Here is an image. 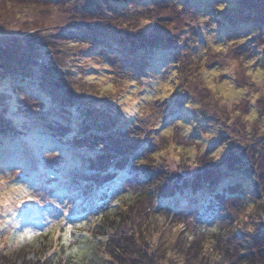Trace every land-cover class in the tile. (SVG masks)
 <instances>
[{
  "label": "trees",
  "instance_id": "16d2710c",
  "mask_svg": "<svg viewBox=\"0 0 264 264\" xmlns=\"http://www.w3.org/2000/svg\"><path fill=\"white\" fill-rule=\"evenodd\" d=\"M20 1L36 8H50L54 4L68 3V0H0V40L5 41L7 47L12 46V49H15L12 37H16L14 32L18 30L11 26L8 30L7 24L13 25L16 22L13 16H18L16 10ZM101 1L111 4L113 0ZM179 1L182 0L172 2L177 5ZM194 1L192 6H196L195 11H201V15L206 14L212 7V0ZM213 1L216 2V7L227 2ZM115 2L120 3V0ZM184 2L188 4L190 0ZM161 3L158 6L163 5ZM117 8L112 14L94 12L92 20L87 15H80V11H71L68 14L69 23L74 19L82 26L80 28L72 24H68L67 28L44 22L41 24V28L44 26L42 30L35 28L37 30L33 33L26 31L18 34L21 35V49L11 53L12 63L18 68L28 62L33 65L30 69L36 74H24L23 83L32 86L35 91L43 88L50 92L48 88H51L52 92L61 90L63 95L58 102H53L59 103L52 109L53 113H50V107L44 106L40 99L28 97L35 101V105L30 108L33 105L28 104L27 110L38 108L42 113L40 121L48 120L46 118L50 113L53 121L37 134L43 147L41 154L46 157L42 161L46 164L44 170L47 172V183H41L37 174L42 161L37 163L35 172L30 167L31 161L28 164L25 159L19 160L16 165L19 164L21 169L28 171L29 183L43 186L41 192L53 197L52 202L56 207L51 204L38 210V201L34 212L31 209L27 211L32 214L29 218L37 219L20 227L17 233L18 242H15V235L10 237L12 247L17 244L34 247L36 243L33 234H36L38 228H43L42 234L47 239L45 244L48 246L35 256L33 264H163L164 261L171 260L173 254L195 264L256 262V242L246 241L238 231V211H241L240 207L253 205V196L246 190L239 194L238 186L227 185L224 181V186L227 185L224 190L221 189L216 196H209L207 201H202L201 207L192 205L189 195H183L182 191L188 188L199 190L202 188L201 182H205V187H210L211 182L207 180L214 177V172L213 169L202 167L201 160L212 159L214 155L202 152L198 142L191 137L186 138L177 127L171 129L168 118L162 121L167 107L159 99L146 104L131 126L105 127L107 123H102L98 118L106 111L104 98L107 96L104 95L107 94V89L98 90L96 74L81 67L82 61L78 57L84 55L77 54L74 49L67 51L66 56L60 54L63 47L61 43L69 38L72 41L67 44H71L69 47L73 48L76 40L72 35L82 31L85 37L93 40L83 41V46L88 45L89 50L95 48L96 51L102 47L99 57H95L99 59L97 64L115 68V62L122 54L119 51L122 44L121 37L115 39L111 29L121 34L123 39L132 38L133 51L143 50L137 46H140L139 42H145L147 37L152 41L157 40L151 36L157 31L150 22L157 17L154 8L136 11H128L119 6ZM133 20L137 24L142 21L144 26L134 25L136 29L132 30ZM84 25H89L91 30ZM54 31L57 33L51 38L48 37ZM158 38L162 44H156L152 51L169 55L162 50H168L164 44L170 37ZM24 53L28 55L25 56ZM157 57L160 58L159 55ZM165 58L170 59V56ZM8 61L10 63V60L5 59L7 64ZM107 75H115L113 71L101 75L109 82V92L113 79L107 80ZM49 77L54 80L53 83ZM47 94L42 90L40 95L48 97ZM86 106H94L96 111ZM147 115L149 116L145 118ZM147 119L151 121L147 122ZM86 125H89L88 128ZM73 126L76 131L80 130V134L74 137L77 140L74 142L80 144L84 151L89 146L95 148L94 156L90 157L89 162L75 158L66 163L67 156L73 151V144L64 142L63 138L73 132ZM17 130L10 125L1 124L0 140L7 147H11L10 150L16 149L23 153L22 156L29 157L22 146L24 139ZM192 148L200 153H194ZM172 153L176 156L173 160ZM39 155L37 153L35 157ZM68 171H72L77 177L72 181L73 185L69 187V182H66L64 187L55 189V181L50 182V179L57 180L62 173ZM236 173L235 176H240L237 180L242 181V177H246L241 171ZM22 185L26 195H30L28 187L33 185ZM67 201L71 206H65ZM187 203L191 205V211L182 210ZM58 206L62 210L58 211ZM19 217L20 215H14V220ZM32 225L34 230L30 231ZM69 227L72 232L65 238L64 233ZM58 229L60 233L54 245L56 237L53 232Z\"/></svg>",
  "mask_w": 264,
  "mask_h": 264
},
{
  "label": "rangeland",
  "instance_id": "374dc122",
  "mask_svg": "<svg viewBox=\"0 0 264 264\" xmlns=\"http://www.w3.org/2000/svg\"><path fill=\"white\" fill-rule=\"evenodd\" d=\"M115 1L107 4L108 2L101 0H68V3L54 4L50 8H36L20 1L16 10L18 16H13L16 22L13 25L7 24L8 28L6 27L8 30L10 26L18 30L14 32L16 37H12L15 49L10 45L7 47L5 41L0 40V126L4 124L18 129L17 132L24 139L22 146L25 154L29 156H22L23 153L16 149L10 150L11 147L8 148L6 143L0 140V264H33L35 256L48 246L45 244L47 239L42 234L43 228H38L36 234H33L36 243L34 247L27 244L12 247L10 237L15 235V242H18L17 233L20 227L37 219L29 218L32 214L27 211L31 209L34 212L38 201V210L53 205V197L41 192L43 186L29 183L30 174L16 163L24 159L28 164L31 161L30 167L35 172L37 163L46 159L44 154H41L43 147L37 134L44 130V127H48L49 122H53L49 115L59 104L53 102H58L63 95L61 90L52 92L51 88H48V92L41 88L48 93V97H42L46 95H40L42 90L35 91L32 86L23 83L24 74H36L30 69L33 65L28 62L18 68L12 63L11 53L21 49V35L18 34L26 31L33 33L37 30L35 28L42 30L44 26L41 28V24L44 22L67 28L68 24H72L80 28L82 26L74 19L69 23L68 14L71 11H80V15H87L86 17L92 20L94 12L112 14L118 10L117 6L128 11L154 8L157 17L150 22L152 28L156 27L157 31L151 36L157 40L152 41L147 37L145 42H139L140 46H137L143 50L133 51L132 38L123 39L121 34L111 29L115 39L121 37L122 44V49H119L122 54L116 60L115 68L97 64L99 59L95 57H99L102 47L96 51L95 48L89 50L88 45L83 46V41L92 39L85 37L82 31L72 35L76 40V46L73 48L69 47L71 44H67L72 41L69 38L61 43L69 49L59 47L60 54L66 56L69 50L74 49L77 54L84 55L78 57L82 61L81 67L96 74L98 90L107 89V94L104 95L107 96L104 98L106 111L98 118L102 123H107L105 127L131 126L146 104L156 99L162 101L167 107L162 121L168 118V121H171V129L177 127L186 138L196 140L202 152L214 155L212 159L201 160L202 167L213 169L214 177L207 180L211 182L210 187H205V182H201V189L188 188L182 191L183 195H189L190 203L201 207L202 201H207L209 196H216L229 184L238 186L239 194L245 190L251 194L254 204L240 207L241 211H238V231L246 241L256 242L259 252L255 251L256 262L243 261L241 264H264V0H227L219 7H216V2L212 0L210 11L204 15L200 14L201 11H195L196 6H192L194 0H190L188 4L184 0L179 1L178 6L173 4L174 0H120V3ZM160 2L163 5L158 6ZM132 24V28L134 25L144 26L142 21L137 24L133 20ZM84 26L91 30L89 25ZM135 29L134 27L132 30ZM55 33L57 31L48 37H53ZM85 34L89 35L87 32ZM158 36L170 37L168 42H164L168 50H162L169 55L152 51L155 50L152 47L156 44H162ZM44 37L47 38L46 35ZM167 56H170V59H166ZM5 59L10 60V63L8 61L7 64ZM111 71L116 79L115 76L107 75V80L113 79L108 92L109 82L101 75ZM109 76L112 78L109 79ZM49 79L51 83L54 82L50 77ZM28 97L40 99L44 106L50 107L52 112L48 114V120L40 121L42 113L38 108L27 110L28 104L33 105L30 108L35 105V101ZM86 107L96 109L94 106ZM179 118L182 120L179 121ZM149 121L151 120L147 119V122ZM77 134H80V130L76 131L73 126V132L63 138L64 142L73 144V151L67 156L66 163L75 158L89 162L90 157L94 156V147L89 146V149L84 151L80 144L75 143L77 140L74 137ZM192 150L194 153H200L196 148ZM37 153L40 155L36 158ZM174 158L176 156L172 153L171 160ZM170 165L174 167V164ZM39 168L37 174L40 176V182L46 184V164L42 161ZM238 171L246 176L242 177V181L237 180L240 176H235ZM218 177L220 179L216 182ZM76 179L72 171H68L62 173L57 180L50 179V182L55 181L56 189L59 186L64 187L66 182H69L71 187L72 181ZM224 181L227 182L225 186ZM22 184L27 187L33 185L28 187L30 195H26ZM71 203L67 201L65 206H71ZM189 207L191 205L187 203L183 205L182 210L191 211ZM60 210L62 209L58 206V211ZM14 215L20 217L14 220ZM31 228L30 231H33V225ZM59 233L60 229L53 232L56 237L54 245ZM163 264L195 263L173 254L171 260L164 261Z\"/></svg>",
  "mask_w": 264,
  "mask_h": 264
},
{
  "label": "snow or ice",
  "instance_id": "6c2138e0",
  "mask_svg": "<svg viewBox=\"0 0 264 264\" xmlns=\"http://www.w3.org/2000/svg\"><path fill=\"white\" fill-rule=\"evenodd\" d=\"M71 232H72V228L69 227V228L67 229V231L64 233L65 238H68Z\"/></svg>",
  "mask_w": 264,
  "mask_h": 264
}]
</instances>
